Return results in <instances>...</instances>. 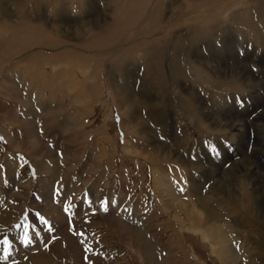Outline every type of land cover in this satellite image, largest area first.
I'll return each instance as SVG.
<instances>
[{"label": "rangeland", "instance_id": "obj_1", "mask_svg": "<svg viewBox=\"0 0 264 264\" xmlns=\"http://www.w3.org/2000/svg\"><path fill=\"white\" fill-rule=\"evenodd\" d=\"M22 1L0 0V17L22 12L40 47L53 28L55 46L88 53L69 90L39 64L52 95L16 65L0 70V264H222L197 226L167 217L200 203L229 264H264V0Z\"/></svg>", "mask_w": 264, "mask_h": 264}, {"label": "bare ground", "instance_id": "obj_2", "mask_svg": "<svg viewBox=\"0 0 264 264\" xmlns=\"http://www.w3.org/2000/svg\"><path fill=\"white\" fill-rule=\"evenodd\" d=\"M120 1V0H119ZM121 1H133V0H121ZM137 0H134V2H136ZM46 2V1H45ZM117 2V1H116ZM34 4V7L35 8H40V6H41V3L39 2V0H27V1H25V0H23L20 4V9H21V11L23 10L24 11V6H26V5H28V4ZM46 3H48V4H51V9L53 10V11H55V9H56V7H61V3L58 1V0H47V2ZM63 3V2H62ZM153 3H155V0H153ZM13 5V4H12ZM123 5H125V4H122V6ZM128 5H130V4H128ZM133 5V4H132ZM153 5V4H152ZM17 6V5H16ZM131 6V5H130ZM129 6V7H130ZM13 7V6H12ZM62 7H64V5H62ZM119 7H120V5H119ZM28 8V7H27ZM30 8V7H29ZM116 8V7H115ZM121 8V7H120ZM119 8V9H120ZM34 9V8H33ZM41 9V8H40ZM60 9V8H59ZM117 9V8H116ZM119 9H117L118 10V12L120 13V10ZM123 8H121V10H122ZM36 11V10H35ZM48 12H50L49 10H48ZM116 12V11H115ZM114 12V13H115ZM125 12H126V14L129 12L128 11V9H125ZM30 13H33V12H30ZM41 13V12H40ZM55 13V12H54ZM42 14V13H41ZM16 15H17V13H16ZM23 13L21 12L19 15H17V16H14L15 18H13L12 19V21H9V20H6V19H4L3 17H0V70H1V68H4V66H6L7 65V63H11V65L12 66H17L18 68H20V69H16V72L18 73V74H21L22 76H26V74L27 75H30V77L32 78L31 80H33L34 82L33 83H36V82H38L37 80H40L41 78H43L42 80H43V82H47L48 81V85L50 86V88H49V90H47L48 91V93H51V95L52 94H54L53 92H54V88H55V86H54V84H56V83H54L53 81H54V74H53V76H52V73H48L46 70H47V68L45 67L44 68V70L42 71V69H40L38 66H40L41 64L40 63H42V64H44V63H46V66H49V68L51 67V69L52 70H54L55 71V69H56V67L57 68H59L60 69V71H59V74H60V76L58 75V77H60V86H59V84H58V86L60 87V89L61 90H69L68 88H69V85H68V82H69V80H70V82H72L73 81V79H72V72H73V69H72V65H73V63L75 62V60H76V65H77V68L79 69V71H81V70H83V65L82 64H80L79 62H78V58H79V56H80V54H82V53H88L87 51H82V50H80V49H78L77 47L74 49V48H72L71 46H63V47H59V45H56L55 46V40L53 39V37L55 38V30L53 29V28H50V29H48V30H46L47 32H48V34H46L45 35V42H43V44H44V46L43 47H40V46H42V39H43V37H42V35H40V34H38L37 32H36V28H37V26L34 24V22L33 21H30L29 19H27V18H23ZM46 15V14H45ZM49 15V14H48ZM152 15H153V8H150V10L145 14V16H143V19H142V21H141V23H139V24H152V21H151V18H152ZM185 16H187V14H184ZM39 16V15H38ZM37 16V17H38ZM53 16V15H52ZM36 17V16H35ZM43 17V16H42ZM180 17V16H179ZM183 17V16H182ZM119 18V17H118ZM117 18V19H118ZM53 20V19H52ZM126 21V20H125ZM125 21H123V22H125ZM53 22V21H52ZM121 22H122V20H121ZM122 22V23H123ZM122 23H120V21H119V23H118V20L116 21V20H114L113 19V21H111V23H109V25L110 26H112L111 27V29L113 28H120L119 26H121L122 25ZM53 24V23H52ZM45 25V24H44ZM49 26V25H48ZM41 27V26H40ZM97 28V27H96ZM155 28V27H154ZM162 28V27H161ZM38 29V28H37ZM44 29V28H43ZM113 31V30H112ZM160 32H161V30H160ZM159 32V33H160ZM164 32V31H163ZM158 33V34H159ZM57 34V33H56ZM125 34V33H124ZM53 35V36H52ZM134 35V34H133ZM157 35V34H156ZM141 36V34H139V36H138V34H136V38L140 41V40H143L144 41V39L143 38H141L140 37ZM100 37V36H99ZM140 37V38H139ZM128 39H130V38H128V36H126L125 37V35L123 36V35H121L120 37H119V39H118V41H117V45H120V47L119 48H114V51H113V53L110 55V58L112 57V58H114L113 56H117L116 58V60L118 61V62H120L121 60H122V58H123V49L125 48L123 45L127 42V40ZM146 41H147V39H145ZM100 41V40H99ZM108 41V40H107ZM149 41H150V39H149ZM152 41V40H151ZM64 42V41H63ZM153 42V41H152ZM156 42V41H155ZM62 45V44H61ZM67 45V44H66ZM97 46V45H96ZM99 46V45H98ZM129 46V45H128ZM180 46V45H179ZM97 48V47H96ZM144 48V47H143ZM148 48H149V50L151 51V49H150V47H146V50L145 51H148ZM157 48V47H156ZM141 49V48H140ZM139 49V50H140ZM159 52H160V50H158ZM158 51H156V53H153V55L154 56H158ZM144 52V51H143ZM153 52V51H152ZM148 53H149V51H148ZM125 55V54H124ZM151 55V57H153V55L152 54H150ZM162 55V54H161ZM149 56V55H148ZM76 57H78V58H76ZM158 58V57H157ZM159 58H161V57H159ZM56 59H59V61L58 60H56ZM115 59V58H114ZM156 60V59H155ZM58 61V62H57ZM58 63V64H56V63ZM60 63H62V64H60ZM150 63V62H149ZM40 64V65H39ZM149 65V64H148ZM22 66H24V67H27V69L25 68V70L24 69H21L22 68ZM96 66H97V64H96ZM170 66H171V64H170ZM23 67V68H24ZM103 67V66H102ZM14 68V67H13ZM12 68V69H13ZM48 68V69H49ZM96 68H98V67H96ZM94 69V71H93V73H92V77H93V80H95L96 79V77H97V74H98V71H100L99 69H98V71H97V69ZM100 69H101V67H100ZM86 70H87V68H86ZM53 71V72H54ZM89 71V70H88ZM90 71H91V69H90ZM170 71V70H169ZM15 72V73H16ZM56 72V71H55ZM10 73V72H9ZM47 73V74H46ZM73 73H75L76 74V72H73ZM55 74H57V72L55 73ZM74 74V75H75ZM45 75H48L47 77L49 78H47ZM18 76V75H17ZM57 76V75H56ZM76 77H77V75H75ZM88 76V75H87ZM90 76V75H89ZM20 77V76H19ZM27 78H29V77H27ZM71 78V79H70ZM78 78V77H77ZM169 78V77H168ZM15 79V78H14ZM42 80H40V81H42ZM72 80V81H71ZM88 80V79H87ZM36 81V82H35ZM77 81H79V80H77ZM81 81V80H80ZM85 81V80H84ZM29 82V81H28ZM41 83V85L42 84H44V83ZM92 82H95V81H92ZM92 82H90V83H92ZM39 83V82H38ZM75 83H77L76 82V80H75ZM79 83V82H78ZM84 82H81L80 84H78V86H77V84H75L77 87H79V85L81 86L82 84H83ZM6 84V83H5ZM45 84H47V83H45ZM25 85V84H24ZM39 85V84H38ZM92 85H93V83H92ZM12 86V85H11ZM26 86V85H25ZM44 85H42V87H43ZM76 86H73V91H77L78 89L76 88ZM1 88L0 89H4L3 88V86H0ZM14 87V86H13ZM76 88V90H75V88ZM41 88V87H40ZM46 88V87H45ZM59 89V88H58ZM80 89H82V87L80 88ZM42 90H43V88H42ZM57 90V89H56ZM58 91V90H57ZM61 92V91H60ZM66 92H68V91H66ZM79 92V91H78ZM82 92V91H81ZM80 92V93H81ZM37 93V92H36ZM43 93H45L44 91H43ZM58 93V92H57ZM83 93V92H82ZM78 94V93H77ZM76 94V95H77ZM7 95V94H6ZM44 95V94H43ZM51 95H50V97H51ZM55 95H57V94H55ZM65 94L63 93V96H64ZM80 95V94H79ZM70 96V95H69ZM81 96V95H80ZM79 96V97H80ZM1 97V96H0ZM47 97H48V95H47ZM53 97V96H52ZM51 97V98H52ZM5 98H6V96H5ZM65 98V97H64ZM9 99V98H8ZM49 99V98H48ZM61 99V98H60ZM63 99V98H62ZM61 99V100H62ZM66 99V98H65ZM73 99H74V97H73ZM82 99V98H81ZM85 99V98H84ZM60 100V101H61ZM83 100V99H82ZM47 101V100H46ZM94 101V100H93ZM66 102V101H65ZM81 102V101H80ZM83 102H84V100H83ZM82 102V103H83ZM24 103H26V102H24ZM33 103V102H32ZM63 103H64V101H63ZM66 103H68V101L66 102ZM49 104V103H48ZM62 104V103H61ZM156 104V103H155ZM36 105V104H35ZM67 105V104H66ZM88 106V105H87ZM32 107V106H31ZM39 108V107H38ZM51 108V107H50ZM93 108V107H92ZM125 108V107H124ZM82 109V108H81ZM3 110V109H2ZM31 110V109H30ZM46 110V109H45ZM48 110H50V109H48ZM60 110V109H59ZM33 111H35V110H33ZM47 111V110H46ZM1 112V111H0ZM45 113V112H44ZM60 113V112H59ZM62 113V112H61ZM60 113V114H61ZM32 114V113H31ZM52 114V113H51ZM50 114V115H51ZM58 114V113H57ZM45 115V114H44ZM56 115V114H55ZM39 116V115H38ZM58 117V116H57ZM62 118V117H61ZM20 119V118H19ZM55 119H57V118H55ZM93 119V118H92ZM11 120V119H10ZM31 120V119H30ZM30 120L29 121H26V122H30ZM43 120H45V118L43 119ZM48 120V119H47ZM53 120V119H52ZM32 121V120H31ZM55 121H57V120H55ZM25 122V121H24ZM23 122V123H24ZM25 122V123H26ZM24 126V125H23ZM33 126V125H32ZM24 127H26V126H24ZM86 129V128H85ZM83 130V129H82ZM31 131V130H30ZM99 131H100V129H99ZM2 132V131H1ZM3 133V132H2ZM82 133V132H81ZM101 133V132H100ZM105 134V133H104ZM27 135H29V134H27ZM5 136V135H4ZM9 136V135H8ZM105 136V135H104ZM111 138V137H110ZM11 139V138H10ZM31 139V141H33V139H32V137L30 138ZM108 142V141H107ZM16 143V142H15ZM25 143V142H24ZM105 144V143H104ZM31 145V144H30ZM38 145V144H37ZM18 147H20L19 145H17ZM15 147V146H14ZM35 147V146H34ZM15 148H17V147H15ZM21 148H24V147H21ZM30 148V147H29ZM22 150V149H21ZM157 150V149H156ZM25 151V150H24ZM108 151V150H107ZM43 152V151H42ZM1 153V152H0ZM35 153V152H34ZM33 153V154H34ZM36 156V155H35ZM166 156V155H165ZM148 159V158H147ZM160 159V158H159ZM168 159V158H167ZM150 160V159H149ZM155 160V159H154ZM134 161V160H133ZM175 162V161H174ZM159 165V164H158ZM71 167V166H70ZM162 167V166H161ZM154 168H155V166H154ZM94 172V171H93ZM21 173V172H20ZM155 173V172H154ZM158 175V174H157ZM160 175V174H159ZM176 175V174H175ZM161 177H163V176H161ZM157 178V177H156ZM175 178V177H174ZM160 179V178H159ZM163 179H165V178H163ZM173 179V178H172ZM154 180V179H153ZM161 180V179H160ZM176 180V179H175ZM179 180V179H178ZM167 181V180H166ZM247 181V180H246ZM154 182V181H153ZM132 183V182H131ZM155 184H156V186H157V188L159 189V187H158V185H157V181H155L154 182ZM159 184H160V182H159ZM30 185V184H29ZM134 185V184H133ZM25 186V185H24ZM155 187V186H154ZM195 187V186H194ZM27 188V187H26ZM25 188V189H26ZM162 189V188H161ZM165 189V188H164ZM163 189V190H164ZM169 190L171 189V188H168ZM23 190V189H22ZM166 190V189H165ZM19 191H20V189H19ZM18 191V192H19ZM27 191H28V189H27ZM155 191H156V189H155ZM167 191V190H166ZM189 191V190H188ZM21 192V191H20ZM153 193H154V191H152ZM159 192V191H158ZM163 192H165V191H163ZM22 193V192H21ZM25 193H27V192H25ZM166 193V192H165ZM165 193H164V195H165ZM167 194V193H166ZM17 195V194H16ZM156 195V194H155ZM170 196H171V194H170ZM21 197V196H20ZM23 197V196H22ZM157 197V196H156ZM163 198V197H162ZM168 198V197H167ZM171 198V197H170ZM155 199V198H154ZM213 199V198H212ZM211 199V200H212ZM118 200V199H117ZM153 200V199H152ZM161 200V199H160ZM166 200V199H165ZM190 200V199H189ZM162 202V201H161ZM164 202V201H163ZM169 202V201H168ZM181 202V201H180ZM148 203V202H147ZM155 203H157V201L155 202ZM171 203H173V202H171ZM171 203H169V204H171ZM120 204V203H119ZM167 204V203H166ZM166 204H165V206H166ZM174 204V203H173ZM155 205V204H154ZM164 204H162V206H163ZM188 205H189V202H188ZM199 205V207H198V209L197 208H195L193 205H191V207L190 206H185V205H183V207L182 208H180L179 210H180V212H179V216L177 217V213H176V217H174V216H171V215H167V217L169 218V219H171V220H174V223L176 222L177 224H178V231L180 230V228L182 227V226H185L186 228H192V227H198V229H199V232L200 233H198V235L200 236V237H202V240H206V242H208V240H213L214 242H215V246L216 247H214V246H210V245H208V248H209V250L210 251H212L213 252V254L214 255H216V257H218L217 259H219V261L220 262H222V264H229V263H231L232 262V260H233V257L231 258V254H230V252H231V250L229 251V249H228V246L227 245H229V243L227 244V239H226V237H225V234H223V231L221 232H217V226H216V224L215 223H209L208 225H207V223H205L204 221L206 220L205 218V220L203 219V220H201V214H202V205H201V203L200 204H198ZM158 205H156V207H157ZM161 206V205H160ZM170 206V205H169ZM173 206V205H172ZM182 206V204H180V207ZM40 207V206H39ZM177 207V206H176ZM204 207V206H203ZM162 208V207H161ZM170 208H171V206H170ZM236 208V207H235ZM155 209V208H154ZM163 209V208H162ZM176 209H178V208H176ZM168 210V209H167ZM203 210H205V209H203ZM188 211H190V212H188ZM224 211V210H223ZM232 211V210H231ZM171 212V211H170ZM170 212H168V214L170 213ZM228 213V212H227ZM167 214V213H166ZM171 214V213H170ZM233 214H234V212H233ZM232 215V214H231ZM160 216V215H159ZM203 216V215H202ZM61 217V216H60ZM161 217V216H160ZM167 217L165 218L164 217V220H166L167 219ZM162 218H163V215H162ZM161 218V219H162ZM1 220V219H0ZM168 220V219H167ZM53 222V221H52ZM170 222V221H169ZM208 222V221H207ZM2 223V222H1ZM4 223V222H3ZM57 223V222H56ZM172 223H173V221H172ZM53 224V223H52ZM58 224V223H57ZM166 225V224H165ZM1 226H3V225H1ZM6 226V225H5ZM58 226V225H57ZM172 226V225H171ZM174 226V225H173ZM172 226V229L174 228ZM219 226V225H218ZM232 226V225H231ZM227 227H229V228H231V230H233L232 229V227H230L229 225H227ZM228 228V229H229ZM175 230V229H174ZM188 230V229H187ZM225 230V229H224ZM226 231V230H225ZM238 234V233H237ZM236 234V235H237ZM235 237V236H234ZM234 239V238H233ZM236 239V238H235ZM237 240V239H236ZM240 241V240H239ZM247 241H249V240H247ZM244 242V241H243ZM214 245V244H213ZM254 245V244H253ZM179 246L181 247V245L179 244ZM250 246V245H249ZM245 247V246H244ZM244 247L242 248V249H244ZM173 248V247H172ZM171 248V249H172ZM230 248V247H229ZM246 248V247H245ZM248 248V247H247ZM175 249H177V248H175ZM178 249H180V248H178ZM180 251H182L183 252V250L181 249ZM179 251V253H181ZM184 253H186V251L184 252ZM234 253V252H233ZM211 254V253H210ZM247 254V253H246ZM184 255V254H183ZM213 255V256H214ZM181 256V255H180ZM179 256V257H180ZM189 256V255H188ZM32 257V256H31ZM184 257V256H183ZM48 259V258H47ZM36 260V259H35ZM38 260V259H37ZM36 260V261H37ZM189 260V259H188ZM39 261V260H38ZM189 262V261H188ZM220 262H218V263H220ZM193 263H195V262H193ZM38 264V263H37ZM184 264V263H183ZM186 264V263H185ZM252 264H254V263H252Z\"/></svg>", "mask_w": 264, "mask_h": 264}, {"label": "snow or ice", "instance_id": "obj_3", "mask_svg": "<svg viewBox=\"0 0 264 264\" xmlns=\"http://www.w3.org/2000/svg\"><path fill=\"white\" fill-rule=\"evenodd\" d=\"M107 209H105V211H106ZM5 243L7 244V241H5ZM28 243H30V241H28Z\"/></svg>", "mask_w": 264, "mask_h": 264}]
</instances>
